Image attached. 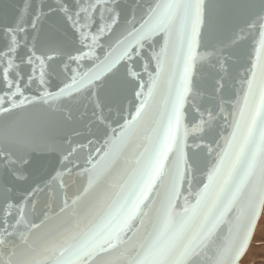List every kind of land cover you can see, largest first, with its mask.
Listing matches in <instances>:
<instances>
[{"label": "snow or ice", "instance_id": "snow-or-ice-1", "mask_svg": "<svg viewBox=\"0 0 264 264\" xmlns=\"http://www.w3.org/2000/svg\"><path fill=\"white\" fill-rule=\"evenodd\" d=\"M120 4L16 0L0 18V115L50 101H60L61 114L0 131V264H238L259 225L264 0H150L123 22ZM245 31L259 41L238 118L198 182L185 107L199 49L227 71L226 53ZM129 94L134 112L124 105ZM37 162L51 165L49 177L60 174L39 215L38 195L51 185L16 195ZM80 171L87 186L69 197L65 174Z\"/></svg>", "mask_w": 264, "mask_h": 264}, {"label": "water", "instance_id": "water-1", "mask_svg": "<svg viewBox=\"0 0 264 264\" xmlns=\"http://www.w3.org/2000/svg\"><path fill=\"white\" fill-rule=\"evenodd\" d=\"M15 2L16 0H0V18L5 14L11 15ZM149 2L150 0H121L120 11L122 22L133 11L139 17L143 7ZM253 2L258 4L259 0H253ZM138 3H142L141 8H136ZM245 19L246 17L236 22L239 26L235 29L236 31H239L240 27L246 28ZM229 34L225 33V35ZM238 39L241 42L230 50V54L226 53L228 56L227 71H224L219 65L215 64L214 60L208 58V54L211 51L210 48L202 45L199 49L200 55L204 59L198 60L196 63L192 94L185 107V122L190 133L188 155H195L200 160L201 171L197 173L198 182L206 176L207 170L213 166L217 157L227 147L225 141L230 137L233 130V115L238 118V105L242 101L246 87L244 77L254 56L255 46L259 41V33L257 31H245L244 37H239ZM144 80H148L147 75L144 76ZM27 94L29 96L32 95L31 91ZM59 103L60 101L35 103L31 106L14 110L7 115H0V131H2L5 124L9 121L28 122L40 120L52 123L58 122L61 119V114L57 111ZM135 103L133 94H129V99L124 101L125 108L128 109L130 107L133 112L135 111ZM210 113L211 119H209ZM127 114V111H125L124 115L127 116ZM201 118L203 119V131H194L196 126L201 124ZM113 127H117V125H113ZM93 143L94 147H101L103 139L99 143L95 141ZM209 148L213 150L211 153L209 152ZM86 154V151L77 153L78 162L83 163V158ZM93 155H95V152H93ZM50 172V164L46 165L43 162H37L29 170L27 181L16 185V195L18 196L22 195L34 183L39 184L42 188L51 185L47 192L38 195L39 203L36 207V215H39L44 209L45 202L51 196L52 189L56 188L60 182V174L56 173L49 177L48 174ZM53 180H55V184H53ZM87 180V175L82 171L74 173L71 177L65 174V182L68 184L67 195L72 197L81 192L87 186ZM195 188L196 185H193L194 190ZM58 195L62 197L63 193H58ZM263 207L264 203L260 206L259 219L263 212ZM256 227L253 230L244 255L252 242ZM228 228L229 225L225 224L219 230L221 239L227 235ZM241 260H239L238 264H241Z\"/></svg>", "mask_w": 264, "mask_h": 264}, {"label": "rangeland", "instance_id": "rangeland-1", "mask_svg": "<svg viewBox=\"0 0 264 264\" xmlns=\"http://www.w3.org/2000/svg\"><path fill=\"white\" fill-rule=\"evenodd\" d=\"M252 242L241 260V264H264V207Z\"/></svg>", "mask_w": 264, "mask_h": 264}]
</instances>
